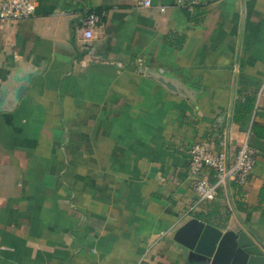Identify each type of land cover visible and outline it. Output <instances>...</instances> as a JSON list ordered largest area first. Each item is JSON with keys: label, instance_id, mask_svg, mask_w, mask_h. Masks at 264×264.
<instances>
[{"label": "crops", "instance_id": "crops-1", "mask_svg": "<svg viewBox=\"0 0 264 264\" xmlns=\"http://www.w3.org/2000/svg\"><path fill=\"white\" fill-rule=\"evenodd\" d=\"M141 1L36 0L0 26V101L8 80L17 94L0 111V264H194L172 240L191 217L264 245V0ZM245 133L246 182L199 201L189 146L230 159Z\"/></svg>", "mask_w": 264, "mask_h": 264}, {"label": "built area", "instance_id": "built-area-1", "mask_svg": "<svg viewBox=\"0 0 264 264\" xmlns=\"http://www.w3.org/2000/svg\"><path fill=\"white\" fill-rule=\"evenodd\" d=\"M35 3L36 0H0V26L32 16ZM194 3V0H176L174 5L189 7ZM139 4L148 6L149 1L142 0ZM157 8L162 12L165 6ZM99 19L96 11L88 10L71 23V30L83 45L92 37L93 28L99 23ZM247 138L248 134L245 133L230 159L206 140L189 146L187 172L191 189L199 201H212L218 190L224 188L225 181L238 187L246 182L255 157V150L249 145Z\"/></svg>", "mask_w": 264, "mask_h": 264}, {"label": "water", "instance_id": "water-1", "mask_svg": "<svg viewBox=\"0 0 264 264\" xmlns=\"http://www.w3.org/2000/svg\"><path fill=\"white\" fill-rule=\"evenodd\" d=\"M234 76L232 86L235 83ZM12 81L8 80L2 86L0 111L11 110L16 102L17 94L11 86ZM232 99L233 90L229 115ZM224 187L227 189V181ZM172 240L183 246L187 251V261L194 264L264 263V245L241 221L238 227L222 231L219 227L191 217L173 231Z\"/></svg>", "mask_w": 264, "mask_h": 264}, {"label": "trees", "instance_id": "trees-1", "mask_svg": "<svg viewBox=\"0 0 264 264\" xmlns=\"http://www.w3.org/2000/svg\"><path fill=\"white\" fill-rule=\"evenodd\" d=\"M244 106H245V104L243 103V104H240L239 106H237L235 109H236V111L237 110L239 111V108L244 107Z\"/></svg>", "mask_w": 264, "mask_h": 264}]
</instances>
